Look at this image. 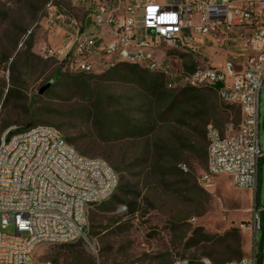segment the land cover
<instances>
[{
    "label": "rangeland",
    "instance_id": "1",
    "mask_svg": "<svg viewBox=\"0 0 264 264\" xmlns=\"http://www.w3.org/2000/svg\"><path fill=\"white\" fill-rule=\"evenodd\" d=\"M52 1L57 0H0V55L8 68L0 79V138L29 124L54 127L75 140L79 154L105 160L122 189L114 193L118 200L111 197L89 210L86 240L42 244L35 258L52 264H173L188 258L200 264L205 257L223 264L239 260L238 248L243 259L261 255L264 228L256 232L254 219L264 213V159L257 191L240 189L224 175L209 192L198 182L208 167V126L223 132L228 123L239 125L238 108L208 90L179 96L182 89H169L164 77L170 97L160 101L119 64L72 74L44 60L39 48L47 37L39 23ZM176 55L183 56L182 50ZM211 58L214 65L222 61L214 53ZM113 68L118 72L109 74ZM99 104L123 113L140 131L105 136L87 113ZM200 105L215 107L216 115ZM260 123L264 153V86ZM0 232L16 233L12 225L2 228L1 215Z\"/></svg>",
    "mask_w": 264,
    "mask_h": 264
},
{
    "label": "built area",
    "instance_id": "2",
    "mask_svg": "<svg viewBox=\"0 0 264 264\" xmlns=\"http://www.w3.org/2000/svg\"><path fill=\"white\" fill-rule=\"evenodd\" d=\"M39 26L47 37L40 56L64 71L136 65L161 74L171 90L211 88L238 106L239 125L228 123L223 132L208 126V167L198 182L209 192L224 175L240 189L258 190L264 0H57L46 5ZM213 53L222 57L219 65ZM6 74L0 55V79ZM13 132L0 138V215L2 228L12 225L16 233L0 232V264H52L37 260L36 248L86 240L89 210L114 195L119 175L105 160L79 154L54 127ZM254 228L261 229L258 212ZM199 263L214 264L205 257ZM223 264H257V257Z\"/></svg>",
    "mask_w": 264,
    "mask_h": 264
},
{
    "label": "trees",
    "instance_id": "3",
    "mask_svg": "<svg viewBox=\"0 0 264 264\" xmlns=\"http://www.w3.org/2000/svg\"><path fill=\"white\" fill-rule=\"evenodd\" d=\"M31 48V46L29 47ZM130 72L132 75L138 77L139 85L141 87L147 89L151 93H153L158 100L163 101L166 100L168 97V92L165 89L163 76L161 74H153L148 72L147 70L136 66V65H130V64H119L117 68L122 67ZM116 71V68H113L110 70L109 74H112ZM208 90L212 93H217L209 88V89H194V88H184L180 91L179 96H186L189 92L190 93H199L200 91ZM176 103V100L170 102L168 105L169 107H172ZM236 106V105H235ZM199 107L203 108V111L205 114L210 115H216V108H208L204 105H200ZM239 110L240 118H241V110L238 106H236ZM87 113L90 115V117H95L97 120V126L100 128L101 132L105 134V136L110 137L114 135H118L120 132L124 133L125 131H133L138 132L140 131V127L138 124L132 123L127 116H125L123 113H118L116 111H111L110 108L106 107L103 104L95 105L93 108H88ZM36 126L28 125L23 130H16L14 132L15 134L27 132L31 129H33ZM65 138V137H64ZM68 143L71 145H76V142L74 139L71 138H65ZM81 150V148H78ZM208 155V154H207ZM86 157V156H85ZM122 189V181L121 186H119L118 191ZM113 200H118V196L113 195ZM132 210V209H131ZM263 217H259L261 220V229L264 228V213L262 212ZM260 229V230H261ZM264 252L262 251L261 255L256 254L257 257V264H262V258H263ZM243 251L241 248H238L236 250L235 258H238L239 260L243 259ZM241 258V259H240ZM238 261V260H234Z\"/></svg>",
    "mask_w": 264,
    "mask_h": 264
},
{
    "label": "water",
    "instance_id": "4",
    "mask_svg": "<svg viewBox=\"0 0 264 264\" xmlns=\"http://www.w3.org/2000/svg\"><path fill=\"white\" fill-rule=\"evenodd\" d=\"M49 87H50V85L45 86V87L41 90V93H42L43 91H45L46 89H48Z\"/></svg>",
    "mask_w": 264,
    "mask_h": 264
},
{
    "label": "crops",
    "instance_id": "5",
    "mask_svg": "<svg viewBox=\"0 0 264 264\" xmlns=\"http://www.w3.org/2000/svg\"><path fill=\"white\" fill-rule=\"evenodd\" d=\"M45 41H47V38H46ZM45 41H44V42H45ZM52 41H53L54 43H59L60 40L58 39V40H52ZM44 42H43V43H44ZM39 49H40V48H39Z\"/></svg>",
    "mask_w": 264,
    "mask_h": 264
}]
</instances>
